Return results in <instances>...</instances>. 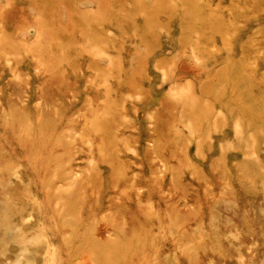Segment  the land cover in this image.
<instances>
[{
	"label": "rangeland",
	"instance_id": "rangeland-1",
	"mask_svg": "<svg viewBox=\"0 0 264 264\" xmlns=\"http://www.w3.org/2000/svg\"><path fill=\"white\" fill-rule=\"evenodd\" d=\"M0 264H264V0H0Z\"/></svg>",
	"mask_w": 264,
	"mask_h": 264
}]
</instances>
